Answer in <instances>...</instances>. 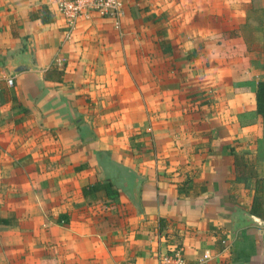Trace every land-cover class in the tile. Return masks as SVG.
<instances>
[{"label":"crops","instance_id":"crops-1","mask_svg":"<svg viewBox=\"0 0 264 264\" xmlns=\"http://www.w3.org/2000/svg\"><path fill=\"white\" fill-rule=\"evenodd\" d=\"M123 1L0 0V264H264V0Z\"/></svg>","mask_w":264,"mask_h":264},{"label":"built area","instance_id":"built-area-1","mask_svg":"<svg viewBox=\"0 0 264 264\" xmlns=\"http://www.w3.org/2000/svg\"><path fill=\"white\" fill-rule=\"evenodd\" d=\"M56 10L63 17L67 33L75 23L82 18H88L91 13L104 19H110L115 29L120 28L123 17V0H53ZM8 84L11 80L8 79ZM160 264H185L179 248H173L159 258Z\"/></svg>","mask_w":264,"mask_h":264},{"label":"trees","instance_id":"trees-1","mask_svg":"<svg viewBox=\"0 0 264 264\" xmlns=\"http://www.w3.org/2000/svg\"><path fill=\"white\" fill-rule=\"evenodd\" d=\"M30 19H39L42 23H49L52 21V16L45 6H41L38 10L28 14ZM54 67H50L53 70ZM60 73V72H59ZM47 77V75H46ZM59 79V78H58ZM257 112L264 116V81L258 83L256 92ZM234 168L236 180L245 178H254V194L250 204L249 211L256 217L264 218V179L257 178L254 167L248 164L242 155L233 154ZM101 189H111L108 182H96L92 185L82 188V193L85 195L95 193ZM200 188L197 191H202ZM112 191V190H111ZM116 194V191H113Z\"/></svg>","mask_w":264,"mask_h":264},{"label":"water","instance_id":"water-1","mask_svg":"<svg viewBox=\"0 0 264 264\" xmlns=\"http://www.w3.org/2000/svg\"><path fill=\"white\" fill-rule=\"evenodd\" d=\"M26 68L27 66L25 64H18L17 66H15L14 71L17 72L21 69H26Z\"/></svg>","mask_w":264,"mask_h":264}]
</instances>
